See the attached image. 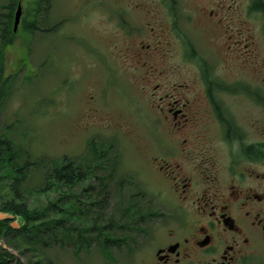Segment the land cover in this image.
<instances>
[{"label":"rangeland","instance_id":"obj_1","mask_svg":"<svg viewBox=\"0 0 264 264\" xmlns=\"http://www.w3.org/2000/svg\"><path fill=\"white\" fill-rule=\"evenodd\" d=\"M10 1L0 0V22ZM44 1L49 8L44 6L29 35L24 22L30 20L34 0H20L22 21L5 56L9 89L0 108V138L12 142L20 154L17 165L26 166L20 192L26 193L30 208L42 210L62 199L61 205L74 216L82 210L86 217L70 219L65 235L49 237L48 245L37 246L36 256L26 255L52 264H143L149 258L142 215H164L172 212L174 203L153 162L154 150L164 144L154 130L160 120L156 106L162 93L191 85L198 75L191 59L182 54L183 41L225 75H247L251 83L259 75L264 84V17L252 11L256 0H175V16L168 8L171 0ZM115 14L120 19L131 16L126 21L131 40ZM221 19L223 26L217 24ZM55 25H62L57 35L50 32ZM225 30L233 41L241 39L242 30L247 42L236 45L222 38ZM156 40L168 51L159 57L167 75H139L149 71L137 58L141 42ZM213 42L238 48L228 56L213 55ZM241 112L259 119L251 105ZM64 157L81 164L85 181L71 190L39 193L46 187L52 162ZM12 183L9 178L1 185L0 205L12 198ZM60 216L47 212L48 219ZM16 222L23 223L19 217ZM102 237L125 240L127 250L102 253Z\"/></svg>","mask_w":264,"mask_h":264},{"label":"flooded vegetation","instance_id":"obj_2","mask_svg":"<svg viewBox=\"0 0 264 264\" xmlns=\"http://www.w3.org/2000/svg\"><path fill=\"white\" fill-rule=\"evenodd\" d=\"M115 16L123 20L121 31L131 40L126 23L131 16ZM239 35L233 41L225 30L222 38L246 43L242 30ZM158 41L141 42L137 58L149 71L139 75H167L159 57L168 51ZM234 48L213 42L211 51L228 56ZM183 51L185 58L194 56L198 75L191 85L183 83L160 95V120L154 126L164 144L154 150L153 162L174 203L167 214L142 215L149 258L143 264H264V84L259 75L253 83L247 75H225L184 41ZM248 105L259 119L241 112ZM103 239L112 251L127 250L123 239Z\"/></svg>","mask_w":264,"mask_h":264},{"label":"trees","instance_id":"obj_3","mask_svg":"<svg viewBox=\"0 0 264 264\" xmlns=\"http://www.w3.org/2000/svg\"><path fill=\"white\" fill-rule=\"evenodd\" d=\"M44 0H34L32 10L29 12V21L24 22L25 33L32 35L36 28L38 18L41 14L44 6ZM169 2V0H168ZM20 0H11L5 9L7 13L2 16L0 22V38L2 40V51L0 52V108L5 99L7 91L9 89V80H4V71L6 68V50L11 46L15 39L16 33H14V15ZM170 4V3H169ZM175 0L172 1L171 9L175 7ZM253 9L263 13L264 15V3L256 2ZM56 30L59 33L62 30V26H54L50 32ZM27 36V35H26ZM99 158H104V155L99 154ZM20 159V154L14 150L12 142L6 137L0 138V187L4 180L12 179V198H7L0 205V212L11 214L15 217H19L24 222L20 228L14 229L11 226V220H0V241H4L9 249L18 252L20 258H25L27 264H52L51 261L37 262L33 260L31 255H26L27 252L35 254L38 252L37 246L48 245L49 237L57 239L59 235H65L68 231L65 223L70 219H81L86 217L84 211L78 210L77 215L74 216V212L66 209L64 205H61L62 199L59 201L49 203L45 209L30 208L27 205L25 194L20 192V182L24 178V171L26 166H18L17 160ZM87 177V173H84L81 164L75 163L69 160L67 157L62 158L60 161L52 162V170L47 178L46 187L38 191L39 193L48 194L53 188L60 191L61 189H73L80 183L84 182ZM64 196H67L65 194ZM67 198V197H65ZM57 212L61 216L58 219H48L47 212ZM0 264H23L21 260L7 249H4L0 245Z\"/></svg>","mask_w":264,"mask_h":264},{"label":"water","instance_id":"obj_4","mask_svg":"<svg viewBox=\"0 0 264 264\" xmlns=\"http://www.w3.org/2000/svg\"><path fill=\"white\" fill-rule=\"evenodd\" d=\"M21 17H22V7H21V5H19V7L17 9V13L15 15L14 32H16L18 27H19ZM8 219H13V217L9 214L0 213V220L1 221L8 220ZM12 225H13V227L17 228L16 223H14Z\"/></svg>","mask_w":264,"mask_h":264}]
</instances>
